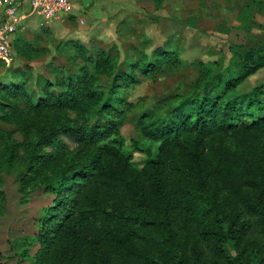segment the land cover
Returning <instances> with one entry per match:
<instances>
[{
	"label": "trees",
	"instance_id": "obj_1",
	"mask_svg": "<svg viewBox=\"0 0 264 264\" xmlns=\"http://www.w3.org/2000/svg\"><path fill=\"white\" fill-rule=\"evenodd\" d=\"M17 36L14 51L23 54ZM80 54L76 69L57 68L38 89L0 82V180L19 170L20 192L53 195L36 222V252L23 249L22 259L264 264V81L236 90L264 69V44L206 61L191 93L164 113L142 114L148 142L132 140L145 154L140 165L120 133V89L137 81L134 71L177 67V53L157 47L125 70L101 49ZM101 78L111 79L107 89Z\"/></svg>",
	"mask_w": 264,
	"mask_h": 264
},
{
	"label": "rangeland",
	"instance_id": "obj_2",
	"mask_svg": "<svg viewBox=\"0 0 264 264\" xmlns=\"http://www.w3.org/2000/svg\"><path fill=\"white\" fill-rule=\"evenodd\" d=\"M70 2L72 10L61 19L44 23L34 16L26 23L17 34L23 54L16 50L10 65L0 63V82H21L30 91L38 89L42 79L54 78L57 68L76 69L83 61L80 51L88 54L101 49L124 70L142 53L150 54L157 47L175 51L180 62L177 67L164 66L149 75L134 71L137 81L120 89L126 102L120 133L136 165L142 163L145 154L134 150L132 140L141 146L148 142L138 126L142 114L145 120L164 113L176 96L191 93L206 61L219 57L227 60L233 49L264 44V0ZM263 81L264 69H259L236 90L245 92ZM110 82L101 78L100 83L107 89ZM2 128L11 131L14 126L3 124ZM14 138L20 141L22 135L15 132ZM61 139L74 147L66 136ZM18 171L1 173L0 264H31L20 254L25 248L30 256L35 254L37 244L32 239L36 222L53 199L42 188L20 192Z\"/></svg>",
	"mask_w": 264,
	"mask_h": 264
},
{
	"label": "built area",
	"instance_id": "obj_3",
	"mask_svg": "<svg viewBox=\"0 0 264 264\" xmlns=\"http://www.w3.org/2000/svg\"><path fill=\"white\" fill-rule=\"evenodd\" d=\"M71 10L70 0H0V63L11 64L14 39L32 17L49 23Z\"/></svg>",
	"mask_w": 264,
	"mask_h": 264
}]
</instances>
